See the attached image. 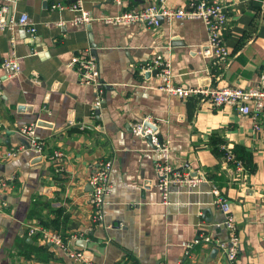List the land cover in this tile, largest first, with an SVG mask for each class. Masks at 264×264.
Listing matches in <instances>:
<instances>
[{"label":"crops","instance_id":"1","mask_svg":"<svg viewBox=\"0 0 264 264\" xmlns=\"http://www.w3.org/2000/svg\"><path fill=\"white\" fill-rule=\"evenodd\" d=\"M81 1L94 16L86 24H72L76 11L68 6H52L65 0H0L15 16L26 13L36 27L32 33L19 26L0 30V152L25 142L16 129L31 122L44 144V155L27 148L0 157V177L15 176L11 187L0 188V264H80L41 229L97 264H228L219 249L211 254L216 240L227 236L214 187L228 197L236 217L237 264H264V107L252 130L235 105L170 95L158 87L155 73L142 69L163 53L175 83L257 84L264 74L263 0H229V57L217 79L201 53L207 41L201 19L162 17L155 27L109 24L97 17L157 0ZM87 47L104 84V99L93 114V86L81 83L77 68L67 65ZM12 51L20 63L13 74L2 63ZM145 115L168 141L173 163L205 175L194 187L172 186L167 201L157 187L152 143L130 130ZM235 143L250 151L253 171L224 163L225 147ZM54 149L64 151L62 159L52 156ZM104 158L112 159L104 205L110 226L92 223L87 201L89 175ZM30 225L40 229L29 234ZM187 242L194 244L186 254Z\"/></svg>","mask_w":264,"mask_h":264},{"label":"built area","instance_id":"2","mask_svg":"<svg viewBox=\"0 0 264 264\" xmlns=\"http://www.w3.org/2000/svg\"><path fill=\"white\" fill-rule=\"evenodd\" d=\"M66 4L60 2L53 3V7H64L76 11L71 19L72 24L89 23L94 18L91 11L83 6L81 0H65ZM182 4L177 7L166 5V0H157L139 8L125 9L120 12L106 13L97 17L104 23L109 24H130L135 22L143 23L149 27L158 26L161 23V17L171 19L199 18L207 29V41L203 46L201 53L204 58L210 62V76L217 79L220 77L222 68L228 61L229 49L225 42V32L227 31L229 14V0H181ZM116 4L122 3V0H114ZM264 3V0H263ZM22 27L29 33L35 32V25L29 20L26 13L15 16L10 12L7 3H0V30L14 29ZM13 41V40H12ZM5 67L9 68L10 73H17L20 70L18 56L12 51L11 54L2 59ZM67 65L77 68L80 82L93 86L95 95L93 100L92 114L95 108L101 105L104 99V84L99 78V69L97 59L91 52L90 47L85 48L80 53L73 54L67 61ZM142 69L152 71L156 69L155 75L158 78V87L170 95L179 98H186L196 95L200 99H206L214 105H235L237 110L242 114L248 115L251 122V129L256 130L259 127V113L264 107V74H259L258 82L255 85H184L175 83L172 75V63L169 57L163 53H156L142 64ZM37 123L31 122L19 126L17 133L26 138L25 142L12 145L0 152L1 158H11L16 156L20 151L31 148L37 153L44 155L43 141L37 140L35 135ZM5 127L0 122V132ZM133 134L150 139L153 149L156 153L155 170L157 173V187L162 193L164 201H167L168 193L172 186L194 187L200 181L205 179L203 171L191 172L188 169L180 167L173 163L170 157V146L167 140L161 138L157 131L156 121L153 117L145 115L130 125ZM224 163H231L237 169L242 168V161L237 158L231 147L224 149ZM52 156L56 159H62L64 151L54 149ZM112 159H99L88 178L90 189L87 192V201L91 206L92 223H101L110 226L105 221L106 196L111 189L110 170ZM15 180L14 175L0 177V188L11 187ZM214 194V203L224 213V225L227 229V236L223 240H216L215 246L226 259L228 264H237L239 252V234L237 221L234 212L231 209V203L217 187L212 189ZM40 228L34 225L28 227V233H36ZM44 236L62 246L67 254L80 264H97L90 258H86L84 252L79 249L70 247L57 233H49L41 229ZM204 240L210 241L207 235ZM195 241H198L197 239ZM193 242L185 244V253L187 254L192 247ZM164 264V263H162Z\"/></svg>","mask_w":264,"mask_h":264},{"label":"trees","instance_id":"3","mask_svg":"<svg viewBox=\"0 0 264 264\" xmlns=\"http://www.w3.org/2000/svg\"><path fill=\"white\" fill-rule=\"evenodd\" d=\"M232 150L234 151L237 158L241 159L243 166L247 171H253L255 164L253 162L250 151L244 149L241 145L235 143Z\"/></svg>","mask_w":264,"mask_h":264},{"label":"water","instance_id":"4","mask_svg":"<svg viewBox=\"0 0 264 264\" xmlns=\"http://www.w3.org/2000/svg\"><path fill=\"white\" fill-rule=\"evenodd\" d=\"M161 18H162V17H161ZM150 72L155 73V72H156V69H153V70L150 71ZM150 72H149V71H146V72H145V75H147V74L150 73ZM147 139H148V141H150L149 137H148ZM217 250H218L217 247L213 248L211 254L213 255V253L216 252Z\"/></svg>","mask_w":264,"mask_h":264}]
</instances>
